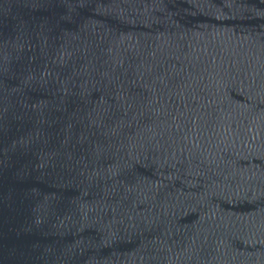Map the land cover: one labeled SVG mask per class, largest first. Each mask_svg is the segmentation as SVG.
Returning <instances> with one entry per match:
<instances>
[{
    "label": "water",
    "instance_id": "1",
    "mask_svg": "<svg viewBox=\"0 0 264 264\" xmlns=\"http://www.w3.org/2000/svg\"><path fill=\"white\" fill-rule=\"evenodd\" d=\"M0 264H264V0H0Z\"/></svg>",
    "mask_w": 264,
    "mask_h": 264
}]
</instances>
